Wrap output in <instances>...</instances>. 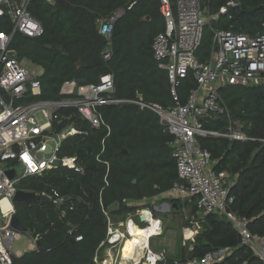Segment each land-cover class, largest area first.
Masks as SVG:
<instances>
[{
  "label": "trees",
  "instance_id": "obj_1",
  "mask_svg": "<svg viewBox=\"0 0 264 264\" xmlns=\"http://www.w3.org/2000/svg\"><path fill=\"white\" fill-rule=\"evenodd\" d=\"M134 1V7L115 23L110 40L102 37L97 21ZM203 2L209 5L212 15L225 0ZM28 10L43 34L36 39L14 36L11 47L19 61L43 69L41 96L32 100L55 101L61 98L60 91L66 82L96 84L100 77L111 74L113 96L117 99L141 98L145 103L163 107L174 105L167 74L152 54L154 37L164 30L158 0H31ZM230 16H221L204 28L202 44L196 52L201 61L208 59L211 52V29L249 36L264 32V0H239ZM147 17L150 21L145 20ZM0 32H10L6 19H0ZM107 47L111 58L105 61L101 52ZM193 87L195 82L189 74L178 89L180 103L186 101ZM220 93L229 119L220 116L209 120L205 127L225 131L231 121L250 140L208 137L199 143L210 152L215 172H225L233 181L231 210L247 222L251 234L264 237V83L225 86ZM100 112L105 126L68 138L63 145V155L76 157L84 174L60 166L32 180L27 188L65 196V214L61 216L51 203L14 204L21 224L31 235L42 237L37 250L14 256L13 264H95L98 248L106 239L104 211L111 219L122 221L135 210L130 206L132 202L163 197L178 181L169 147L171 137L155 114L131 104L106 106ZM79 126L85 124L80 122ZM122 150L127 154H122ZM98 154L109 163L108 171L96 161ZM192 201L196 208V200ZM115 203H119L116 211L111 208ZM69 225L76 227L75 235L82 236L81 242L67 236ZM223 248L231 252L218 264H264L249 247L240 244L235 228L215 214L205 216L193 250H187L188 258L178 262L183 264Z\"/></svg>",
  "mask_w": 264,
  "mask_h": 264
},
{
  "label": "built area",
  "instance_id": "obj_2",
  "mask_svg": "<svg viewBox=\"0 0 264 264\" xmlns=\"http://www.w3.org/2000/svg\"><path fill=\"white\" fill-rule=\"evenodd\" d=\"M30 2L0 0V19H6L10 27V32H0V264H13V257L23 254L13 252L14 242L22 234L11 227L12 217L16 216L13 201L16 192L21 190L35 193L38 198L47 197L49 203L60 210L61 216L64 215L63 205L67 198L28 190L30 179L41 178L60 166L83 175L82 163L76 157L63 155L65 141L105 126L100 112L103 107L125 104L155 114L171 137L169 147L178 181L163 196L195 199L198 214L224 217L237 231L240 244L249 247L264 263V237L251 234L247 222L231 210L233 181L229 174L215 172L210 152L202 149L199 143L200 139L208 137L240 142L250 140L237 123L229 121L225 131H213L205 125L220 116L229 119L220 93L223 87L264 83V32L249 36L227 29H211L212 47L208 59L201 61L196 56L206 25L218 21L221 16L230 19V11L239 6V0H225L218 12L212 15L207 12L203 0H158L164 30L154 37L152 54L158 67L167 74L170 95L174 99V105L169 107L145 103L141 98H115L111 74L100 77L96 84L66 82L60 91L61 98L55 101L32 100L41 96L43 69L23 65L16 50L11 47L14 36L36 39L43 34L40 24L28 10ZM135 4V1L130 2L126 8L99 19L98 33L110 40L117 20ZM101 56L108 61L111 58L110 47L103 50ZM189 74L195 87L189 90L186 101L180 103L178 89ZM80 122L85 127L79 126ZM100 154L96 156V161L108 171L109 163L101 160ZM55 162L59 165L55 166ZM6 171L17 172V175L10 180ZM104 215L107 218L106 239L98 248L95 264H167L164 254H153L148 243L123 261L124 246L132 238L130 229L134 223L130 219L125 223L114 221L107 211ZM142 222L148 224L146 228L150 226L146 218ZM154 222L158 233L161 232V222ZM75 230V226L69 225L67 236L81 242L82 236L75 235ZM186 230L193 234L190 229ZM24 234H27L30 243L28 251L37 250V242L42 236L31 235L28 231ZM192 250V247L188 248L189 252ZM229 252V248H223L183 264H218ZM137 253L140 254L138 259ZM173 264L181 263L175 260Z\"/></svg>",
  "mask_w": 264,
  "mask_h": 264
},
{
  "label": "rangeland",
  "instance_id": "obj_3",
  "mask_svg": "<svg viewBox=\"0 0 264 264\" xmlns=\"http://www.w3.org/2000/svg\"><path fill=\"white\" fill-rule=\"evenodd\" d=\"M145 20L150 21V18L147 17ZM23 65L32 67L27 62H23ZM130 206H133L135 210L127 214L122 220L123 223L130 219L136 227L145 229L148 224L142 222L140 217L148 212L154 221L159 220L162 224L159 235L150 237L148 240L149 249L153 254L163 253L167 262L188 258L185 252L188 248H193L195 238L202 232L205 220V216L196 211L193 201L188 198L168 199L158 196L152 200L142 199L136 203L132 202ZM186 229H190L193 234ZM29 244L27 234H21V237L14 242V254L27 250Z\"/></svg>",
  "mask_w": 264,
  "mask_h": 264
},
{
  "label": "water",
  "instance_id": "obj_4",
  "mask_svg": "<svg viewBox=\"0 0 264 264\" xmlns=\"http://www.w3.org/2000/svg\"><path fill=\"white\" fill-rule=\"evenodd\" d=\"M78 65H80V63H78ZM122 154H127L126 150H122ZM55 166L59 165V162H55L54 163ZM6 175L9 177L10 180H13L16 175L17 172H13V171H6ZM133 183H135L133 181ZM13 201L15 203H20V204H28V203H32V202H40L41 204H47L49 203V199L47 197H41L38 198V196L35 193L32 192H24V191H17ZM166 206V205H164ZM112 210L116 211L119 208V203H115L111 206ZM145 217L142 216L141 217V221H144ZM11 227L15 230H17L18 232L24 234L27 233V229L21 224V222L18 220V218L16 216L12 217L11 220ZM37 246H40V242H37ZM140 257V254L137 253L136 258L138 259Z\"/></svg>",
  "mask_w": 264,
  "mask_h": 264
},
{
  "label": "bare ground",
  "instance_id": "obj_5",
  "mask_svg": "<svg viewBox=\"0 0 264 264\" xmlns=\"http://www.w3.org/2000/svg\"><path fill=\"white\" fill-rule=\"evenodd\" d=\"M143 216L150 222V226L146 229H141L134 225L131 226L132 238L125 243L122 256L123 261L129 259L135 250L143 248L148 243L150 237L159 235L155 222L150 218L149 213L145 212Z\"/></svg>",
  "mask_w": 264,
  "mask_h": 264
},
{
  "label": "crops",
  "instance_id": "obj_6",
  "mask_svg": "<svg viewBox=\"0 0 264 264\" xmlns=\"http://www.w3.org/2000/svg\"><path fill=\"white\" fill-rule=\"evenodd\" d=\"M206 5V8H207V12L210 14V10H209V5L205 4ZM214 14V13H213ZM192 201V200H191ZM114 221H118V220H114ZM27 250L23 251V252H19V253H24V252H27Z\"/></svg>",
  "mask_w": 264,
  "mask_h": 264
}]
</instances>
